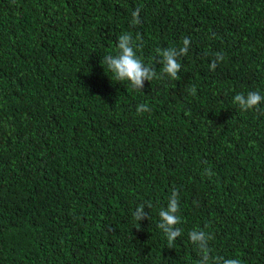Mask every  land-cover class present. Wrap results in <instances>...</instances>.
<instances>
[{
  "label": "trees",
  "instance_id": "obj_1",
  "mask_svg": "<svg viewBox=\"0 0 264 264\" xmlns=\"http://www.w3.org/2000/svg\"><path fill=\"white\" fill-rule=\"evenodd\" d=\"M124 33L157 73L142 90L101 65ZM184 37L172 79L157 49ZM250 91L264 0H0V264H197L196 229L213 261L264 264V103L233 102Z\"/></svg>",
  "mask_w": 264,
  "mask_h": 264
},
{
  "label": "clouds",
  "instance_id": "obj_2",
  "mask_svg": "<svg viewBox=\"0 0 264 264\" xmlns=\"http://www.w3.org/2000/svg\"><path fill=\"white\" fill-rule=\"evenodd\" d=\"M140 12V8L133 11V23L140 22ZM190 44L191 40L188 37H184L182 39V47L180 48L157 49L160 63L163 65L162 74H166L172 79L178 77V73L181 71L179 57L188 54ZM117 47L119 51L116 55H105L101 60V65H106L117 80L130 81L133 88L142 90L145 81L151 82L154 78H157L154 68L146 66L137 56L136 46L130 33H124L119 36ZM223 59V55L217 53L216 58L211 63V68L214 70L217 67V62L223 61ZM195 91L196 89L193 86L191 92L195 94ZM233 102L238 104L242 110H252L264 103V95L258 91H250L246 95L239 93L234 96ZM137 111L138 113H144L150 111V108L146 104H140L137 107ZM208 174L211 175V172ZM151 206V203H149L148 207L151 208ZM179 211L178 192L173 191L167 207L161 208L159 211L160 223L158 224V227L163 231L170 243L181 236V229L176 227L181 223L180 216L178 215ZM133 215L140 222L146 218L150 219L149 214L145 211L144 204L139 205ZM189 239L198 247L200 252V259L197 264H242L238 258L222 260L221 258H216L213 261L209 248L211 236L203 230H192L189 233Z\"/></svg>",
  "mask_w": 264,
  "mask_h": 264
}]
</instances>
